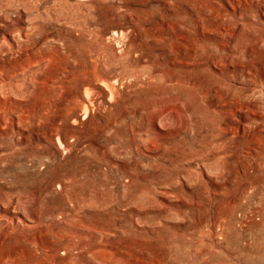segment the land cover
Instances as JSON below:
<instances>
[{
    "label": "rangeland",
    "instance_id": "1",
    "mask_svg": "<svg viewBox=\"0 0 264 264\" xmlns=\"http://www.w3.org/2000/svg\"><path fill=\"white\" fill-rule=\"evenodd\" d=\"M0 264H264V0H0Z\"/></svg>",
    "mask_w": 264,
    "mask_h": 264
},
{
    "label": "bare ground",
    "instance_id": "2",
    "mask_svg": "<svg viewBox=\"0 0 264 264\" xmlns=\"http://www.w3.org/2000/svg\"><path fill=\"white\" fill-rule=\"evenodd\" d=\"M115 91H116V88H115V89H114V88H110V90H109V92H110V95H113V94H114V95H115V94H118V93H114ZM117 91H118V90H117ZM112 98H113V97H112ZM114 99H115V98H114ZM85 107H87V106H85ZM58 144H60V145L62 144V139H61V140H60V139H58ZM64 144H65V142H64ZM64 144H63V146H64ZM63 146H62V147H63ZM62 147H61V148H62ZM68 149H69V148H68Z\"/></svg>",
    "mask_w": 264,
    "mask_h": 264
}]
</instances>
